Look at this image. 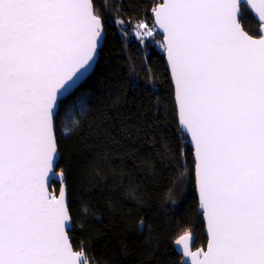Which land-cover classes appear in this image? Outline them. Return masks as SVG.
Instances as JSON below:
<instances>
[{
  "label": "snow or ice",
  "instance_id": "6c2138e0",
  "mask_svg": "<svg viewBox=\"0 0 264 264\" xmlns=\"http://www.w3.org/2000/svg\"><path fill=\"white\" fill-rule=\"evenodd\" d=\"M251 8L264 27V0ZM153 12L138 35L163 37L206 220V247L176 242L181 264H264V30L241 27L239 0H158ZM103 37L93 0H0V264H93L48 180L61 104L87 109L72 94Z\"/></svg>",
  "mask_w": 264,
  "mask_h": 264
},
{
  "label": "trees",
  "instance_id": "16d2710c",
  "mask_svg": "<svg viewBox=\"0 0 264 264\" xmlns=\"http://www.w3.org/2000/svg\"><path fill=\"white\" fill-rule=\"evenodd\" d=\"M157 3L93 0L106 38L93 74L72 94L88 107L78 112L72 96L61 104L57 172L66 177L69 235L93 264H181L182 236L193 237L194 249L207 244L163 37L138 35V24H153ZM241 12L243 29L257 37L260 23L245 6Z\"/></svg>",
  "mask_w": 264,
  "mask_h": 264
},
{
  "label": "water",
  "instance_id": "95a60500",
  "mask_svg": "<svg viewBox=\"0 0 264 264\" xmlns=\"http://www.w3.org/2000/svg\"><path fill=\"white\" fill-rule=\"evenodd\" d=\"M251 3H252V0H239V21H240V17L242 16V12H241V7L242 6H245L253 15V17L255 18V20L257 22L260 23V30H264V27H262V22L259 21V18H258V14L255 13L254 9L251 8ZM94 5V4H93ZM153 21H154V14H153ZM242 27V25H241ZM243 28V27H242ZM162 36V35H161ZM105 38H106V34H105V31H104V37L103 39L99 42L98 44V53L97 55L94 56V59L90 62V66L87 67V71H83V74L80 75L79 79L77 80L76 82V86H75V91L78 90L82 84L93 74L96 66H97V63L99 61V58H100V51L102 50L103 46H104V42H105ZM256 38V37H254ZM165 62H166V65H167V69L169 71V74H170V66L168 64V60H167V52L165 50ZM170 78H171V75H170ZM171 82H172V85H173V89H174V83H173V80L171 78ZM74 91V92H75ZM73 92V93H74ZM175 96V94H174ZM176 104V102H175ZM176 109H177V117H178V123H179V112H178V106L176 104ZM179 127H180V130L181 132L188 138L189 140V146L190 148L192 149V153H193V158H194V147L192 145V142H191V139H190V136L186 134L185 130L183 129V127L180 125L179 123ZM60 158H61V155H60V152H59V149H58V157H57V163L55 165V168H54V171L52 173L49 174V180H48V190L49 192H51V187H52V184L55 183V184H58L60 187H59V190L57 192V196L59 195L60 191L63 189L64 192H65V200H66V203H67V206H68V209H69V201H68V189H67V185H66V177L65 175L62 173V172H57V165L60 161ZM195 176V174H194ZM195 188H196V195H197V198H198V203H199V214L201 215L202 217V221L205 225V234H206V237H207V232H206V220H205V217L203 216L202 214V211H201V205H200V201H199V195H198V188H197V185H196V179H195ZM52 193V192H51ZM70 213V211H69ZM71 215V214H70ZM73 230V220H72V224H71V228H70V232ZM69 232V233H70ZM190 247L192 249V251H197L201 248H198V249H194V239L193 237L191 236V240H190ZM206 247V246H205ZM175 249H176V252L183 258V260L185 259V257L182 255V251H183V245H178L176 243L175 245ZM84 256L87 258L86 254L84 253ZM88 259V258H87ZM89 260V259H88Z\"/></svg>",
  "mask_w": 264,
  "mask_h": 264
},
{
  "label": "rangeland",
  "instance_id": "374dc122",
  "mask_svg": "<svg viewBox=\"0 0 264 264\" xmlns=\"http://www.w3.org/2000/svg\"><path fill=\"white\" fill-rule=\"evenodd\" d=\"M242 8V7H241ZM259 30H260V28H259Z\"/></svg>",
  "mask_w": 264,
  "mask_h": 264
}]
</instances>
